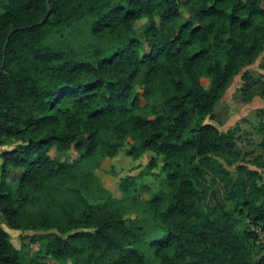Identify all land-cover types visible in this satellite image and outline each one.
Here are the masks:
<instances>
[{"label":"trees","instance_id":"1","mask_svg":"<svg viewBox=\"0 0 264 264\" xmlns=\"http://www.w3.org/2000/svg\"><path fill=\"white\" fill-rule=\"evenodd\" d=\"M48 3L40 26L46 0H6L0 12V146L7 148L0 153V264H27L4 227L53 232L37 239L59 264H147L138 221L116 207L122 202L90 203L84 194L92 178L77 176V165L126 146L132 158L145 151L163 157L172 193L163 210L160 197L149 201L164 233L150 243L159 264H264L254 252L264 248L248 231L264 227V160L254 159L256 170L239 163L235 177L227 175L212 157L238 158L234 137L204 124L238 70L263 51L264 0ZM84 20L94 38L115 36L120 46L93 60L67 58L51 34ZM28 26L3 54L8 32ZM53 148L73 150L80 161L58 162ZM207 175L221 183L225 203L210 193ZM134 184L133 177L121 181L124 201H136ZM44 190L63 199L33 212V194ZM237 217L244 232L236 231Z\"/></svg>","mask_w":264,"mask_h":264},{"label":"rangeland","instance_id":"2","mask_svg":"<svg viewBox=\"0 0 264 264\" xmlns=\"http://www.w3.org/2000/svg\"><path fill=\"white\" fill-rule=\"evenodd\" d=\"M6 0H0V12ZM183 19L188 14L185 7H181ZM145 20L135 25L137 32L145 24ZM51 41L59 47L67 58L78 60H93L97 56L107 55L120 46V39L109 36L102 39L94 38L90 32V21L84 20L61 29L59 32L51 34ZM141 78L135 81V91L142 94ZM202 85L208 86L207 79H202ZM204 124L214 126L219 133H231L235 141V155H225V157H212L216 165L223 166L227 175L235 177L237 165L244 164L247 168L256 170L254 159L259 157L264 160V47L256 60L245 65L238 70L236 75L230 80L227 88L216 104L215 112L212 116L204 118ZM127 146L114 156L102 157L99 154L91 160L77 166V176L80 180L89 175L92 183L88 185L89 190L85 192V197L92 204H101L109 199L122 202L116 207L126 212V217L137 220V225L143 228V237L140 248L145 252L147 264H159L150 243L163 236V231L156 221L153 212L150 210L149 201L158 196L161 198L160 210L169 202L172 193L167 184L166 174L162 169L163 157L151 151H145L138 157L132 158L126 154ZM50 157L58 162L69 161L78 163L80 155L71 150L61 152L53 148ZM261 161V160H260ZM155 163V165H154ZM264 179V170H260ZM16 172L8 174V182H16ZM126 177H133L135 184L130 196L136 199L133 201L123 200L120 191L121 181ZM205 185L210 188V193L218 197L225 203L223 188L217 180H212V176L205 177ZM264 184V181L262 182ZM33 200V212L46 211L56 208L63 199L61 193L44 190L37 192ZM226 207L230 211L235 207L233 203L226 202ZM236 231L241 232L247 228L244 221L240 222L237 217ZM247 224V223H246ZM4 229L9 233L13 246L20 252V255L27 264H59L50 257L44 256L40 252V241L38 235H50L53 232H32L16 231ZM244 232V231H243ZM254 252L257 257L264 256V249L255 247ZM67 264H72L67 262Z\"/></svg>","mask_w":264,"mask_h":264},{"label":"water","instance_id":"3","mask_svg":"<svg viewBox=\"0 0 264 264\" xmlns=\"http://www.w3.org/2000/svg\"><path fill=\"white\" fill-rule=\"evenodd\" d=\"M46 15H45V17L41 20V21H39L38 23H37V25H42V24H44L45 23V21H46V19H47V17H48V15H49V13H50V5H49V3H48V0H46ZM29 28H31V26H28V27H22V28H19V29H12V30H10L9 32H8V34H7V36H6V39H5V42H4V45H3V47H2V50H3V54H4V52H5V50H6V48H7V45H8V42H9V39H10V37L15 33V32H17V31H21V30H25V29H29ZM4 56H3V59H2V62H1V67H0V75H1V72H2V68H3V65H4Z\"/></svg>","mask_w":264,"mask_h":264},{"label":"built area","instance_id":"4","mask_svg":"<svg viewBox=\"0 0 264 264\" xmlns=\"http://www.w3.org/2000/svg\"><path fill=\"white\" fill-rule=\"evenodd\" d=\"M248 231L254 235L256 244L264 248V227L260 225L249 224Z\"/></svg>","mask_w":264,"mask_h":264},{"label":"crops","instance_id":"5","mask_svg":"<svg viewBox=\"0 0 264 264\" xmlns=\"http://www.w3.org/2000/svg\"><path fill=\"white\" fill-rule=\"evenodd\" d=\"M6 149H7L6 147L0 146V153H2L3 151H5ZM0 164H1V160H0Z\"/></svg>","mask_w":264,"mask_h":264}]
</instances>
